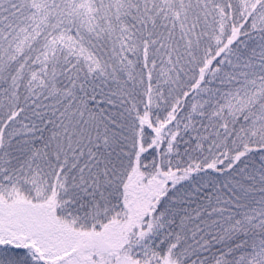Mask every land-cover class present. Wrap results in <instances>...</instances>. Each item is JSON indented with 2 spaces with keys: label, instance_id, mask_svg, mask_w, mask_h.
<instances>
[{
  "label": "snow or ice",
  "instance_id": "snow-or-ice-1",
  "mask_svg": "<svg viewBox=\"0 0 264 264\" xmlns=\"http://www.w3.org/2000/svg\"><path fill=\"white\" fill-rule=\"evenodd\" d=\"M0 264H264V0H0Z\"/></svg>",
  "mask_w": 264,
  "mask_h": 264
}]
</instances>
